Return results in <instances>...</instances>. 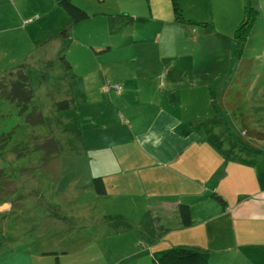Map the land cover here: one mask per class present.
I'll list each match as a JSON object with an SVG mask.
<instances>
[{
    "label": "crops",
    "instance_id": "obj_1",
    "mask_svg": "<svg viewBox=\"0 0 264 264\" xmlns=\"http://www.w3.org/2000/svg\"><path fill=\"white\" fill-rule=\"evenodd\" d=\"M70 1L89 16L73 21L61 0H0V55L3 51L2 56L9 57L8 62L0 63V80L3 74L7 76L20 70L33 90V103L49 105L50 101L56 105L57 101L66 99L72 106H89L88 90L94 87L106 91L109 83H118L121 92H116L117 104L141 110L137 113L134 108H130L132 111L126 114L127 118L116 111V116L112 115L111 119L120 120L112 122L110 134L93 135V143L91 139L89 143L85 142L82 137L86 153L88 150L97 153L99 156L96 155L95 160H99L96 163L102 169H111L108 162H113L112 159L116 161L115 172H103L100 175L106 185L105 193L96 194L93 191L88 194L99 202L102 211L99 227L106 234L112 233V239L117 238L114 237L117 234L131 235L132 241L114 242L112 247H115L117 255L126 256V261L134 259L135 264H150L154 252L183 245L204 249L208 253L207 264H264V140L256 139L252 145V138L249 137L251 142L239 143L241 140L238 138L243 137L240 117L237 111L229 107L230 98L224 97L225 91L231 86L229 74L233 71V62H236L234 31L231 36L226 32L217 35L219 39L224 38L227 44L225 49L228 59L224 63L229 62L223 68L219 66V70L212 69V73L217 75L212 80L219 78L223 82L217 85L213 82L211 85L203 84L198 91L207 97L193 99L196 116L209 117L206 121L208 126L200 129L197 126L199 118H186V104L182 94L178 93L184 86L180 88L173 79L184 72L196 76L200 83L210 79V68L205 66L209 63V57L204 54L203 41L199 38L201 34L193 37L199 29L192 28L188 30L192 34L190 39L195 42L194 47L177 57L195 58L201 53L203 68L193 66V60L190 70H184L181 64L171 69L166 66L161 50L165 51L168 47L180 49L186 39L180 29L174 27L179 22L174 20L170 0H130V3H134L130 9L136 7L137 13L123 7L120 11L106 12L105 8L98 7L101 0ZM178 4L183 19L209 27L210 30L235 28L249 6L257 10L255 21L261 25L264 22V0H179ZM98 15L125 18L124 25L129 26L130 34L129 37L125 35L123 43L125 41L133 48L132 59L144 58L146 64L149 60L151 64L156 60L158 65L153 68V65L148 64L150 67L147 72L163 76V82L144 85L135 81L133 85L131 79L137 77L134 70L113 69V74L110 68L106 70L104 59L108 55L98 57L97 54L112 51L113 48L100 37L90 35L94 29L93 20H101ZM207 19L212 24L206 22ZM151 25L157 27L148 28ZM89 29L90 34H85ZM162 40L156 52H148L142 58L141 55L146 51L141 53L138 48H150L149 44H159ZM76 53L83 62H80L81 58ZM89 56L97 60L99 67L82 65ZM178 62L181 63L180 60ZM169 72L175 76L170 77L171 81L167 78ZM91 81L93 83L90 85ZM131 87L137 91L145 90V98L136 95L135 100H130ZM260 87L264 90V86ZM163 100L164 104L157 107ZM201 105L203 109L199 107ZM241 105L248 114L246 105L243 102ZM262 105L260 107L264 109ZM147 107L153 113L150 119L145 117ZM249 120L252 121L251 117ZM100 121L102 124L109 122ZM230 121L238 124L237 140L229 132ZM254 128L264 131L261 124ZM89 164L88 160L87 169ZM153 167H160L158 176L153 175ZM143 169L148 171V177L139 173ZM165 169L170 173H164ZM130 173L137 174L138 178H128ZM151 176L157 178L156 182L150 180ZM167 178L172 182L161 181ZM90 180V186L93 187V177ZM158 183H166V187ZM139 185H145L147 189H150L149 185H158L162 193L153 198L150 190L146 193L144 189L135 188ZM212 193L219 194L225 204L213 198ZM180 203L189 205V226L181 223L178 214ZM146 218L150 219L151 228L147 225L146 230L142 231L141 226H136L137 219L146 222ZM134 233L144 235L146 241L135 237ZM146 244L139 249L140 245ZM118 245L123 247L119 248ZM140 251L144 255L136 259ZM55 256L59 263L58 254L55 253Z\"/></svg>",
    "mask_w": 264,
    "mask_h": 264
},
{
    "label": "rangeland",
    "instance_id": "obj_2",
    "mask_svg": "<svg viewBox=\"0 0 264 264\" xmlns=\"http://www.w3.org/2000/svg\"><path fill=\"white\" fill-rule=\"evenodd\" d=\"M101 1L98 7L105 8L109 13L113 12L111 10L120 11L122 7L130 9L134 6L130 0ZM131 12L137 13L136 7H133ZM144 12L146 11L144 10ZM97 17L101 20H93L95 22L93 33L90 34L91 29H89L85 34L89 33L92 37H100L106 42L105 44L113 48L112 51L97 54L98 57L108 55L104 59V67L107 71L108 68L111 69L110 73L113 69L119 68L123 71L134 70L137 77L131 79L133 85L135 81L144 83V85L145 83L163 82V76H154L147 72L150 67L147 65L151 64V61L148 58L149 62L146 64L143 58L148 52H156L163 40L159 44H149L150 48H138L141 53L146 51L141 55L143 60L139 57L137 60L132 59L133 48L125 44V41L123 43L125 35L129 37L130 34L129 26L124 25L125 18L106 15ZM204 18H207V15H204ZM206 22L211 23L209 19ZM156 27L157 25H151L148 28ZM174 27L180 29L186 39L180 49L174 50L168 47L165 51L161 50L163 61L169 69L181 64L185 68L184 70H190L192 60L193 66L201 68L204 66L200 62L201 53L195 58L177 57L194 47L195 42L190 39L192 34L188 29H199V32L193 34V37L201 34L199 38L200 41H203L201 43L204 47V54L209 57V63L205 66L210 68L208 75L210 79L205 82L200 83L196 76L185 72L176 78L172 72H169L167 77L168 81H171L172 77L175 78L173 82H177L180 88L184 86L178 93L182 94L186 104V118L189 120H193L195 117L199 118L197 126L204 129V126L208 124L206 121L209 117L196 116L197 109L193 105V99H204L206 94L198 91L203 84L211 85L213 82L217 85L223 82L219 78L212 80L217 77L212 73V69L219 70V66L223 68L229 62L224 63L228 59L225 49L227 44L224 42V38L219 39L217 35L226 32L231 36L235 28L232 27L231 31L222 27H219L220 31L210 30L209 27H202L200 24L196 25L187 21L179 22ZM251 27L247 37L246 52H244V57L251 60L249 71L244 73V68L238 70V63L235 60L232 73H228L230 70L228 67L226 74L227 76L229 74L231 79L235 78L236 81L239 79L236 85L241 91L242 102L246 105L249 117L252 119L250 122L252 126L259 127L260 124L264 126V109L260 107V104H263L262 107H264V90L260 87L264 86V22L261 25L255 21ZM210 45H214V47H210ZM2 55L3 51H1L0 63L4 64L8 62L9 57ZM76 55L81 58L80 62H83L82 57L77 53ZM179 60L181 63L178 62ZM153 62L151 65L155 68L158 62L156 60ZM82 65L91 68L99 67L97 60L90 56ZM138 69L141 70L140 74H138ZM9 80L8 75L3 74L0 86ZM92 83L91 81L90 85ZM61 87L64 86L61 85ZM129 90L130 100H135L136 95L145 98V90L137 91L135 87H131ZM88 92V101L91 105H69L67 109L63 110H59L50 101H48L49 105H40L39 103L37 105L35 101L27 105H20L15 101L2 98L0 95V264H121V262L135 264L133 263L134 259L126 261V256L117 255L115 247H112L115 245V241H120V243L132 241L131 235L117 234L114 235L117 238L112 239V233L106 234L99 227V224L102 223L99 202L96 199H91L88 194L93 192L90 178L102 175L103 172H115L116 161L112 159L113 162H108L111 169H102L100 164L96 163L99 160H95L96 155H99L90 150L86 153L83 140L85 139V142L89 143L91 139L93 143L95 141L94 138H91L93 135L110 134L112 122L116 123L120 120L118 118L111 119L112 115L116 116V111L127 118L126 114H130L132 111L130 108H134L137 113L141 110L137 107L126 108L118 105L116 101L118 94L114 89L100 91L93 87V90H88ZM163 104L164 100L157 107ZM199 107L204 108L202 105ZM148 108L146 109L148 110ZM34 110L42 112L43 121H37ZM152 115L153 113L151 114L148 110L145 117L150 119ZM238 119L241 126V118ZM100 120H109V122L102 124L103 122ZM229 126L232 138L236 134L239 135V132L237 133L238 124L230 121ZM101 141H103L102 138ZM103 142L99 143L103 144ZM88 160L89 169L86 166ZM159 168H152L153 175H159L157 173L161 171ZM139 173L143 177H148V171L145 169ZM164 173L170 172L165 169ZM127 177L138 178V175L130 173ZM156 179L154 176L150 177L151 181L156 182ZM161 181L172 182L169 178ZM159 185L166 187V183ZM160 186L153 185L151 187L149 185L150 189H147L145 185H139L135 188L144 189L146 193L150 190V195L155 198L157 194L162 193L159 190ZM143 220L137 219L136 226H141L142 231L146 230L147 225L151 228L150 219H147L146 222ZM143 224L144 226H142ZM134 236L141 237L142 240L145 239L144 235L135 234ZM118 246L119 248L123 247V245ZM145 246L147 244L140 245L139 249ZM124 247L127 248L128 245H124ZM55 253L59 256V263L56 261ZM143 253L140 251L136 259L142 258L140 256H143ZM150 264H152V258Z\"/></svg>",
    "mask_w": 264,
    "mask_h": 264
},
{
    "label": "trees",
    "instance_id": "obj_3",
    "mask_svg": "<svg viewBox=\"0 0 264 264\" xmlns=\"http://www.w3.org/2000/svg\"><path fill=\"white\" fill-rule=\"evenodd\" d=\"M170 2L174 14V20L176 22H186L187 20L183 19L179 8V0H170ZM61 4L73 21H80L89 16L86 11L75 5L70 0H61ZM256 12L257 10L254 8L247 7L244 10L242 20L236 26L233 33L235 59L238 63V70L244 68V73L248 72L251 66V60L244 57L243 51L246 45L248 33L251 30V26L256 18ZM8 78H10V80L6 81L7 83L4 85L2 83L0 86L1 97L10 101H15L20 105L33 103V90L27 81L26 75L19 70L15 73H9ZM238 81L239 79L236 81L235 78L231 80V86L225 91L224 97L228 96V98H230L229 107L237 111L239 117L241 118V131H243V137L238 138V140L247 144L248 142H251L248 139L250 137L253 142V144H251L254 145V141H256V139L264 140V131L260 128L252 127L248 114L243 111V108L241 107V91L236 85ZM111 84L112 83H109L107 85V90L113 89L109 88ZM56 106L59 110L67 109L69 107V102L64 99L57 102ZM33 112L36 114L35 116L37 117L38 122L43 121L41 111L38 112V110H34ZM92 186L93 191L96 194H103L106 191L105 182L100 175L93 177ZM211 196L225 204V200L220 197L219 194L212 193ZM178 214L180 216L181 223L184 226H189L191 223L189 205L186 203H180L178 206ZM207 260L208 253L204 249L183 245L158 250L152 254V264H207Z\"/></svg>",
    "mask_w": 264,
    "mask_h": 264
},
{
    "label": "built area",
    "instance_id": "obj_4",
    "mask_svg": "<svg viewBox=\"0 0 264 264\" xmlns=\"http://www.w3.org/2000/svg\"><path fill=\"white\" fill-rule=\"evenodd\" d=\"M109 88H113L117 92L121 91V86L119 84H111Z\"/></svg>",
    "mask_w": 264,
    "mask_h": 264
}]
</instances>
